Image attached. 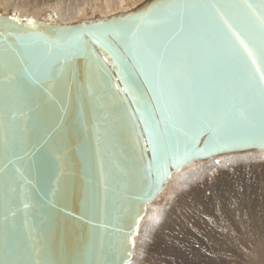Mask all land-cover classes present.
Here are the masks:
<instances>
[{
    "label": "water",
    "instance_id": "1",
    "mask_svg": "<svg viewBox=\"0 0 264 264\" xmlns=\"http://www.w3.org/2000/svg\"><path fill=\"white\" fill-rule=\"evenodd\" d=\"M262 18L264 0L0 10V264H128L175 176L264 152Z\"/></svg>",
    "mask_w": 264,
    "mask_h": 264
},
{
    "label": "rangeland",
    "instance_id": "2",
    "mask_svg": "<svg viewBox=\"0 0 264 264\" xmlns=\"http://www.w3.org/2000/svg\"><path fill=\"white\" fill-rule=\"evenodd\" d=\"M5 1L7 3H9V5H12L13 7H15L17 3L20 4L23 2V0H20V1L19 0H17V1L5 0ZM27 1H32V0H27ZM51 1L54 2L55 0H48L49 4H53V2H51ZM69 1H71V0L61 1V3L63 4L62 5L63 9L66 10L68 5L70 4ZM72 1L75 3H79V2L81 3V0H72ZM85 1L87 2L88 7H84V8H85L86 12H88L89 14H91L92 11L95 12V10L97 13L102 12V10L105 11L106 8L110 9L111 6H112L111 9H113V8L126 7L128 5V4H126V5L124 4V5L114 6V5H112L113 0H109V1L108 0L107 1H105V0H85ZM105 2H107V4H105ZM37 3H42V2L40 0H37ZM127 3L130 4V3H132V1H129ZM107 5H109L108 6L109 8L107 7ZM107 11H109V10H107ZM80 13H83V12H80ZM77 14L69 16V18H74L75 16H77ZM85 14H87V13H83V15H85ZM20 15H23V14H20ZM78 15H80V14H78ZM39 17H41V16H39ZM62 18H68V17L64 16V17H61L60 19H62ZM239 169H240L241 173L245 172L243 174L246 175V177L248 178V184L251 185L250 187H241V189L243 191H246L250 195L249 202L252 199L251 202L249 203L250 204L249 206L252 207V208H250V217L249 218H250V228L253 231H251L252 234H250L251 232L249 233L250 230H248L247 232H244L243 231L244 229H242L243 228L242 225L232 224V222L228 223L226 221H229V220L226 217L220 215L218 217V220L213 221V223L217 224V225H223L224 224L223 222H226L225 223V229L226 230L229 229V230L226 231L227 234L225 232L224 233L226 235H229V237L231 238L232 245L236 249H235V253L233 250L232 252L225 254L226 250H224L223 248H218V250H216V253H218L217 255L219 256V259H220L219 264H264V255H263L264 252H262V251H264V241H263L264 240V233L262 232V231H264V226H263L264 225V152H246V153H239V154H233V155H226L223 157H219L218 159L212 160L208 163L197 164L194 167L190 168V170L188 169L187 171H185V173H181L180 175H177L174 177V180L177 178V180L181 183L182 179H183V177H181V175H183L185 177V175L189 176L191 174H194V172H195V174L191 178H189V180L186 179L187 183H183L182 185L179 186V188H177L176 186L173 187L174 186L173 185V179L170 181V183L167 185L168 187H166L165 190L170 188L169 187L170 185H173L171 187L172 189L174 188V190H176V188H177V190L176 191L170 190L167 194H165V199L163 201H164V204L169 202V201H166V199L170 198L169 193L171 191L174 192L173 200H175V201L180 200L181 193H187L191 189L190 187L203 188V187H205L206 183L209 180L212 181L215 179V177L222 175V174L231 175V174L235 173L236 171H238ZM240 172H238L237 174H233V177L234 178L241 177ZM205 188H207V187H205ZM178 189L181 191H179ZM206 191L208 194L211 193V192L209 193V191H210L209 189H207ZM168 195H169V197H168ZM178 196H180V197H178ZM258 199H259V201H258ZM196 201L198 204L199 201L198 200H196ZM175 204H176L175 202L171 203V205H175ZM157 205H155V203L151 204V206L147 210V213L144 217L143 222L141 223V230H140V233L138 235V240H137V243L135 246V252H134L135 257H136V254H138V255L136 258L135 257L133 258L137 261V262L135 261L136 264H149V263L150 264H173V263L174 264H179V263L185 264L182 261L181 262L177 261V259L175 258L176 257L175 255H176L177 250H184V251L186 250L187 251V248L185 246V240L186 239L188 241L191 240L190 243L192 246L201 245V244L204 245L203 249L206 252V253L204 252L205 254H207V253L209 254V252H208L209 247H210V249H212L211 247H213V249H214V244L210 240L203 239L202 243H200V244L196 243L195 244V242H193L194 240L189 239V237L187 236L188 234H190V233H188V231L185 230V232H183L184 230H178V228H176L175 226H171L169 228V223L170 224L173 223L172 221L168 222V228L169 229L168 228L160 229L157 227L154 228L153 227L154 224H156L157 222L159 223V221L161 220V216L165 214V210L167 211V205H165L163 209L157 211L156 213H153V211L155 210L154 208ZM171 205H169V206H171ZM176 205L179 206V204H176ZM152 206H154V207H152ZM186 207H188L187 202H186ZM196 211H197V213H196ZM196 211L193 212V215L196 218L199 217V219H197L195 227H197V229L199 226L206 228L204 225V221H205V219H208V217L201 215V214L196 215L199 213L198 210H196ZM254 217H255V219H254ZM156 219H157V221L154 223V221ZM158 223H157V226H158ZM150 225H152V227L150 229H148V227ZM171 225H173V224H171ZM185 226L184 227L181 226V228L184 229ZM260 226H262V227H260ZM236 228H238V229L235 231ZM257 228H259L261 230H259ZM146 231L147 232L150 231V232L147 233ZM192 233H194L195 235H199L198 232H191V234ZM253 233L258 234L255 236H259V233H263V234H260V237H259L262 240L256 246L257 250L255 252L250 251L251 252L250 253L248 251V253H246L247 250L242 245V242L245 240L239 239V238L242 236H247V237L253 236L254 235ZM178 234L180 235L179 237H178ZM175 235L177 236L176 237L177 242L173 241V238ZM247 240H248V238H247ZM262 241H263V243H262ZM140 245H142L143 247L142 246L140 247ZM183 247H184V249H182ZM245 250H246V252H245ZM146 259L149 261H147ZM191 259H192V257H190V261H191ZM146 261H147V263H146ZM164 262H166V263H164ZM205 264H211V263L206 261Z\"/></svg>",
    "mask_w": 264,
    "mask_h": 264
},
{
    "label": "bare ground",
    "instance_id": "3",
    "mask_svg": "<svg viewBox=\"0 0 264 264\" xmlns=\"http://www.w3.org/2000/svg\"><path fill=\"white\" fill-rule=\"evenodd\" d=\"M15 1H17V0H15ZM40 1L42 3H37V0H32V1L23 0L22 3H20V4L17 3L16 6L13 7L12 5H9V3H7L5 0H0V10L5 9L4 11L11 12V13L18 14V15L23 14L20 16H24V15L42 16V17H47L50 19L61 18L64 16L69 17V16H72V15L77 14V13L80 15H82L83 13L89 14L88 12H86V10L84 8V7H88L87 2L85 0H81V3L79 2L80 4L75 3L72 0L69 1L70 6L68 5L66 10L63 9V7H62L63 4L61 3V1H64V0H55L54 2L51 1V2H53V4H49L48 0H40ZM105 1H107V0H105ZM129 1H135V0H113L112 5H114V6L124 5V4L126 5V4H129V3H127ZM105 4H107V2H105ZM108 6L109 5H107V7ZM111 8H112V6H111ZM107 10H109V9L106 8L105 11H107ZM80 12H83V13H80ZM92 13H97V12L95 10V12L92 11ZM238 172H240V169L233 174H237ZM183 173H185V171ZM243 173H245V172H243ZM243 173L240 172L241 177H237V178H234L233 174H231V175H228V174L227 175L226 174L219 175V176L215 177L214 180H212V181L209 180L206 183L205 187H207V188H205V187H203V188L190 187L191 189L189 188L190 190L188 189L189 191L187 193H181V197L178 196V197H180V200H176V201L173 200L174 192L171 191L169 193L170 198H168L169 197V195H168V197H167L168 199H166V201H169V202L164 204L163 200L165 199V194H167L170 190H174V188L172 189L171 187L174 185L173 187L176 186L177 188H179V186L182 185L183 183H187L186 179L189 180V178H191L195 174V172H194V174L190 173L191 175H189V176L185 175V177L183 175H181V177H183L181 183L177 180V178L175 180L173 178V185H170L169 186L170 188H168L167 190H164L165 192H162L156 198V200L153 203H155V205H157V204L158 205L155 206V208H154L155 210L153 211V213H156L157 211L163 209L165 205H167V211L165 210V214L161 216V220L159 221V223L157 222L158 226H157V223L154 224V226H153L154 228H156V227L160 228V229L168 228V222L172 221L173 223H171V224H173V225H171L169 223V228L171 226H175L176 228H178V230H184L183 232H185V230L188 231V233H190V234H188L187 236L189 237V239H193L194 240L193 242H195V244L196 243H198V244L202 243L203 239L210 240L214 244V249H213V247H211L212 249H210V247H209V250H208L209 254L208 253L205 254L206 252L203 249L204 245H202V244L201 245H195L196 246L195 247V246L191 245V243H190L191 240L188 241L186 239L185 240V246L187 248V251L186 250L185 251L184 250H177L176 255H175L176 256L175 258L177 259V261H180V262L182 261L185 264H190V263L191 264H205L206 261H208L211 264H219L220 259H219V256L217 255L218 253H216V250H218V248H223L224 250H226L225 254L230 253L233 250L235 253L236 248L233 247L232 242H231V238L229 237V235H226L227 234L226 231L229 230V229H227V230L225 229V223L226 222H228V223L232 222V224L242 225V227H243L242 229H244L243 230L244 232H247L248 230H250L249 231V233H250L251 231H253L250 228V218H249L250 217V208H252L249 206L250 205L249 203L251 202L252 199L250 198L251 200L249 202L250 195L246 191H243L241 189V187H250L251 185L248 184V178ZM166 187H168V186H166ZM177 188H176V190H177ZM207 189L210 190L209 191V193L211 192L210 194L207 193V191H206ZM176 190H174V191H176ZM179 191H181V190H179ZM196 200L199 201L198 204H197ZM258 201H259V199H258ZM173 202H175L176 204H179V206L176 204L171 205V203H173ZM186 202L188 203V207H186ZM169 205H171V206H169ZM152 207H154V206H152ZM196 210L199 211V213L196 215L201 214V215L208 217V219H205V221H204V225L206 228L199 226L197 229V227H195L197 219H199V217L196 218L193 215V212H195ZM196 213H197V211H196ZM220 215L226 217L229 221L223 222L224 223L223 225L214 224L213 221H217L218 217ZM254 219H255V217H254ZM156 221H157V219L154 221V223ZM152 225H150L148 227V229H150L152 227ZM181 226L182 227L185 226V228L182 229ZM260 227H262V226H260ZM237 229L238 228H236L235 231ZM257 229H259V228H257ZM259 230H261V229H259ZM149 232H147V233H149ZM191 232H198L199 235H195L194 233L191 234ZM262 232L264 233V231H262ZM263 233H259V236H255L258 234L253 233L254 237L253 236H250V237L242 236L239 238V239L245 240L242 242V245L247 250V252L245 250L246 253H248V251L249 252L250 251L255 252L257 250L256 246L262 240L259 238L260 234H263ZM250 234H252V232ZM179 236L180 235L178 234V237ZM176 237L177 236L175 235L173 238V241H175V242H177ZM247 238H248V240H247ZM263 241H262V243H263ZM141 246L142 245H140V247ZM182 249H184V247ZM262 252H264V251H262ZM137 255L138 254H136V257H137ZM263 255H264V253H263ZM190 257H192L191 261H190ZM135 261L136 260L133 259L128 264H136ZM147 261H149V260H147ZM147 261H146V263H147ZM164 263H166V262H164Z\"/></svg>",
    "mask_w": 264,
    "mask_h": 264
},
{
    "label": "snow or ice",
    "instance_id": "4",
    "mask_svg": "<svg viewBox=\"0 0 264 264\" xmlns=\"http://www.w3.org/2000/svg\"><path fill=\"white\" fill-rule=\"evenodd\" d=\"M28 23L31 24L32 21H28ZM260 24H261L262 29H264V18H262L260 20ZM233 35H236V34L233 33ZM236 39L240 42L241 46L245 47V51H247V47L244 45L243 40H240V37L239 36H236ZM249 55H251V53H249ZM261 81L264 82V76L261 77Z\"/></svg>",
    "mask_w": 264,
    "mask_h": 264
}]
</instances>
